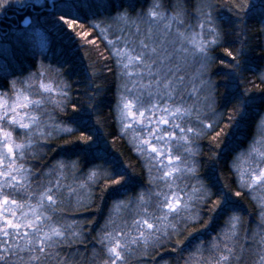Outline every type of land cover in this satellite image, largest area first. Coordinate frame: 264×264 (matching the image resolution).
<instances>
[{"label":"snow or ice","instance_id":"1","mask_svg":"<svg viewBox=\"0 0 264 264\" xmlns=\"http://www.w3.org/2000/svg\"><path fill=\"white\" fill-rule=\"evenodd\" d=\"M0 12V264H264V0Z\"/></svg>","mask_w":264,"mask_h":264},{"label":"trees","instance_id":"2","mask_svg":"<svg viewBox=\"0 0 264 264\" xmlns=\"http://www.w3.org/2000/svg\"><path fill=\"white\" fill-rule=\"evenodd\" d=\"M0 20H3V22H4L3 26L5 28H7V26L9 24H11L13 26H17L19 24V14L12 12V13L8 14L7 19H5L4 13L0 12ZM105 111H107V110L105 109ZM108 139L111 140L112 137H108ZM117 149L122 150V147L119 143L117 144ZM124 155H125V157H128L127 151L124 152Z\"/></svg>","mask_w":264,"mask_h":264}]
</instances>
